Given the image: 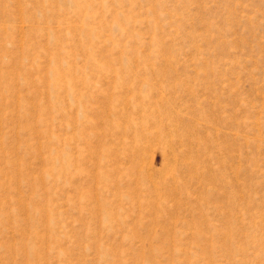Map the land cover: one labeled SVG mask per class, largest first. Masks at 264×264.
Here are the masks:
<instances>
[{
    "label": "rangeland",
    "instance_id": "rangeland-1",
    "mask_svg": "<svg viewBox=\"0 0 264 264\" xmlns=\"http://www.w3.org/2000/svg\"><path fill=\"white\" fill-rule=\"evenodd\" d=\"M0 264H264V0H0Z\"/></svg>",
    "mask_w": 264,
    "mask_h": 264
}]
</instances>
